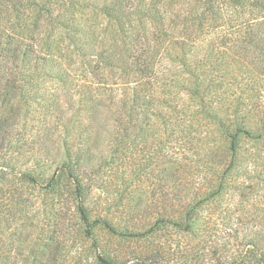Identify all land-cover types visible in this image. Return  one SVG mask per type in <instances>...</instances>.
Here are the masks:
<instances>
[{
    "label": "rangeland",
    "instance_id": "obj_1",
    "mask_svg": "<svg viewBox=\"0 0 264 264\" xmlns=\"http://www.w3.org/2000/svg\"><path fill=\"white\" fill-rule=\"evenodd\" d=\"M204 1H160L164 19L159 33L165 39L161 48L168 47L169 40H178L186 32L183 18H187L188 25L200 21ZM96 3L103 2L97 0ZM38 10L36 4L29 5L28 0H0V125L12 128L4 149L0 150V259L6 264H72L70 259L77 253H81L79 256L84 261L92 241L80 242L75 232L78 227L75 204L72 198L67 199L68 186L63 187L67 180L64 177L51 179L58 175L59 166L54 162L63 157L64 143L74 144V149L79 150L81 173L85 175L79 176L85 189L81 195L87 196V203L93 209L108 206L124 214L137 198L149 205L153 193L157 197L158 190H162L155 181L160 179V174L158 171L151 174L146 167L150 139L130 150V159L124 160V164H120V160L109 164L112 148L107 130L110 128L103 127L111 117L107 99L115 103L123 89L122 83L134 80L127 69L132 64V53L121 56L125 63L127 60V68L119 63L109 22L99 14L88 21L87 12L82 16L81 11L75 13L76 19L82 17L76 24V38L85 52L79 57L72 55L73 59L67 61L64 58L70 44L61 40L60 31L52 34L48 21H43L42 17L38 20ZM245 11L246 15L248 9ZM176 14L179 18L174 21ZM144 25L148 39L145 43L142 41L143 49L149 46L153 56L140 57L142 61L156 64L159 74H167V70L178 73L179 69L172 66H178V62H170L150 39L154 31L157 33L156 28L145 21ZM132 26L140 30L137 21H133ZM195 32L191 45L197 52L213 38L215 30H208L205 24L202 36L196 39ZM72 35H75L73 30ZM14 51L20 52V56L26 53L25 60L14 61ZM99 54L112 56L110 63H101L97 59ZM61 71L68 73L59 79L57 74ZM107 88L115 92L108 93ZM99 93L103 101L96 112H87L85 106L78 104L82 94L98 96ZM86 118L92 119V123H87ZM77 119L81 126L74 128ZM250 157H246L237 171L230 173L229 190L222 194L220 201L200 207L198 214L202 223L198 221L197 226L207 231L204 235L193 236L166 226L154 235L155 242L164 240L171 250H175L176 245L178 248L191 244L190 253L184 249L180 253L186 256L184 259L178 254H167V260L178 264H264V153L256 160ZM137 163L145 169L134 181L132 165ZM99 164L100 172L91 173ZM24 176L31 181L24 182ZM70 183H73L71 178ZM121 190L126 192L122 193L123 197H129L130 201L117 196L115 192ZM96 219L90 216V222ZM98 228L95 238L127 252L147 245L143 239L118 243ZM51 239L60 243L57 249L45 248ZM77 262L75 259L73 264Z\"/></svg>",
    "mask_w": 264,
    "mask_h": 264
},
{
    "label": "trees",
    "instance_id": "obj_2",
    "mask_svg": "<svg viewBox=\"0 0 264 264\" xmlns=\"http://www.w3.org/2000/svg\"><path fill=\"white\" fill-rule=\"evenodd\" d=\"M160 1L102 0L103 3L98 4L97 0H28L29 5L36 4L39 9L38 20L42 17L43 21H48L52 34L60 31L61 40L70 44L64 58L67 61L73 59L72 55L79 57L85 52L76 38V24L82 17L76 19L75 13L81 11L82 16L87 12L88 21L99 14L109 22L119 63L127 68V60L125 63L121 56L129 51L132 53V64L127 69L134 79L122 83L123 89L115 103L111 98L107 99L111 117L106 119L103 127L110 128L107 130L112 148H109V164L118 160L124 164L129 158L128 153H132L130 150L150 139L146 167L151 174L153 171L160 174V179L155 181L162 190H158L157 197L153 193L149 205L137 198L124 214L108 206L93 209L87 203V196L81 195L85 189L79 176L85 175L81 173L79 150L74 149V144L64 143L63 157L54 162L59 166L58 175L51 179L64 177L67 180L63 187L68 186L67 199L72 198L75 204L78 222L75 232L80 242L92 241L84 261L79 256L81 253H77L70 259L72 264L75 259L78 262L74 264H178L165 256H180L183 249L190 253L193 250L191 244L178 248L176 245L175 250H171L164 240L155 242L154 235L164 226L193 236L204 235L207 231L197 226L198 221L202 223L198 214L200 207L220 201L222 194L229 190L230 173L237 171L246 157L250 155L256 160L264 153V0H205L200 21L188 25L187 18H183L186 32L178 40H169V46L165 48H161L165 39L159 33L164 19ZM245 8L248 9L246 15ZM177 18L178 14L173 20ZM133 21L140 24V30L133 28ZM144 21L156 28L157 33L154 31L150 39L170 62H178V66L172 65L179 69L178 73L167 70V74H159L156 64L140 58L152 55L149 46L143 49L148 39ZM205 24L215 33L206 46L196 52L191 45L194 41L192 33L196 31V39L203 33ZM25 56L26 53L20 56V52L14 51L12 59L23 62ZM111 57L97 55V59L106 64L110 63ZM82 63L90 65L89 62ZM67 73L59 72L58 78ZM105 90L111 94L115 92L111 88ZM99 95L82 94L78 104L85 106L87 112H96L103 101ZM85 120L87 123L93 121ZM80 124L77 119L74 128H79ZM11 129L3 123L0 125V150L4 149ZM153 145L157 147L153 148ZM100 167L101 164L97 165L91 173L98 174ZM132 168L136 181L138 173L145 167L137 163ZM70 178L72 184H69ZM22 180L31 181L26 176ZM115 193L121 200L129 198L123 197L126 193L123 190ZM92 215L97 217L94 222H90ZM97 228L118 243L143 239L147 245L141 250L127 252L95 238ZM49 242L46 249L49 246L57 249L60 245L53 239ZM0 264H6V261L0 259Z\"/></svg>",
    "mask_w": 264,
    "mask_h": 264
}]
</instances>
